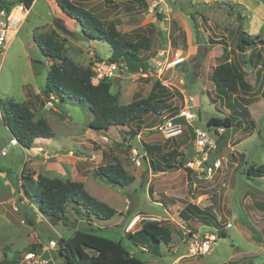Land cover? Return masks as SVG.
<instances>
[{
	"label": "rangeland",
	"instance_id": "obj_1",
	"mask_svg": "<svg viewBox=\"0 0 264 264\" xmlns=\"http://www.w3.org/2000/svg\"><path fill=\"white\" fill-rule=\"evenodd\" d=\"M73 1L87 6L105 23H116L122 39L135 41L147 35L151 40V49L141 51V55L150 57L149 60L131 61L121 75L108 80L111 91L120 93V102L126 104L150 97L170 103V108L161 114L146 113L127 126L95 131L90 126L93 114L86 104L69 96L62 101L58 93V101H50V96L41 88L47 83L52 61L43 55L36 39L56 31L57 39L64 43L65 55L84 67H94L98 61L110 58L112 49L107 41L84 35L80 23L63 11L58 0H35L11 44L0 47L1 264H30L25 260L30 246L25 236L37 231L43 245L48 247L45 249L56 250V264L59 259L62 264L64 258L57 252L56 231L68 237L76 228L92 227L88 223L90 220L80 222L82 215L74 212L71 206L64 219L52 223L36 203L38 174L85 180L93 196L120 209L111 219L93 224L94 232L118 239L122 227L124 232L137 231L141 221L170 226L173 241L170 245L162 244V254L157 257L146 246L135 248L123 238L124 244L143 258L145 264H264V175L258 172L264 170V79L260 77L255 81V68L253 72L249 68L250 72L243 70L242 60L252 50L257 56L261 49L264 51V45L248 46L246 53L236 49L240 22L248 33L255 35L247 19L252 12L234 0ZM255 1L264 3V0ZM261 19L262 28L256 25L254 29L258 31L256 35L264 38V11H261ZM167 35L185 57L177 66L164 65L157 54ZM220 36L227 40L229 57L241 71V86L236 94L220 91L211 78L214 66L224 59V47L211 43L209 38L217 40ZM200 46H203L201 62L197 57ZM33 60L46 63L39 75L32 69ZM190 96L194 97L199 115L195 121L198 126L214 128L208 124L212 117L230 114L235 117L234 126L225 129L213 154V158L221 160L213 177L188 166L200 150L191 130L176 139H167L155 130L162 114L179 111ZM8 100L28 102L35 119H47L56 135L49 142L39 143L50 153L40 154L35 147L30 151L32 155H26L20 145L11 147L7 155L1 153L12 135L3 120V104ZM243 109L248 112L246 118L240 115ZM237 118L243 120L237 124ZM174 149V156L167 157L166 153ZM102 151L105 156L101 162ZM136 153L142 160L141 165L134 160ZM114 159L121 160L136 176L133 184L114 186L95 176L97 167ZM169 161L175 168L166 166ZM156 165L165 170H155ZM31 173L34 180H26L25 176ZM27 189L32 192L29 194ZM6 192L11 194L6 195ZM188 202L213 210L217 222L204 217L211 222L206 226L198 216L184 220L180 213ZM11 205L20 208L25 224L19 222L18 215L17 219L13 216L9 219L7 209ZM25 218H30L33 224ZM43 224L48 228L46 231L42 230ZM53 238L55 246L50 244ZM196 241L200 247L191 251ZM11 252L15 253L16 260L10 262L7 257Z\"/></svg>",
	"mask_w": 264,
	"mask_h": 264
},
{
	"label": "trees",
	"instance_id": "obj_2",
	"mask_svg": "<svg viewBox=\"0 0 264 264\" xmlns=\"http://www.w3.org/2000/svg\"><path fill=\"white\" fill-rule=\"evenodd\" d=\"M28 7H31L34 0H22ZM18 2L9 3L7 0H0V8L11 9ZM63 11L76 19L82 28L84 35L107 41L111 45L110 60L113 61H136L143 62L150 59L147 55H141V51L151 49V40L145 35L138 40L131 41L121 38V33L114 22L105 23L103 19L92 12L87 6L74 2L73 0H58ZM231 13V12H230ZM239 20L242 16L238 15ZM238 40L236 49L239 53H246L248 46L264 45V38L259 35H251L240 22L237 27ZM213 44H224L223 61L218 63L212 71L211 78L217 89L233 94L238 93L241 86V71L230 60L229 52L224 39L209 38ZM43 55L52 61V66L48 72L47 83L43 87L44 94L50 96L58 93L59 98L64 101L67 96L86 104L93 114L90 122L91 128L96 131L107 130L112 126H127L130 123L141 119L146 113L161 114L170 103L156 101L152 98H139L130 103L120 102V93L111 91L109 79L93 84V67L81 66L65 55L64 43L57 39L56 31L42 35L36 39ZM166 44V43H165ZM162 44L161 47L165 46ZM197 53L200 62L201 48ZM262 54L259 53L257 62L255 61V50L246 55L245 63L251 67H257L261 62L264 68V61H261ZM250 61V62H249ZM227 93V92H226ZM56 97H58L56 95ZM3 120L10 129V132L19 142L31 148L36 138H48L54 135L50 123L45 118L35 119V113L28 102L8 100L3 104ZM175 112V111H174ZM248 112L242 110L240 115L246 118ZM238 119V118H237ZM234 115L225 117H212L209 126L232 127L235 124ZM243 119H238L237 124ZM222 135L217 138L221 141ZM154 148L158 149V146ZM176 149L166 153L167 157H173ZM155 164V161H154ZM170 169L175 165L169 161L166 164ZM155 170L162 171L165 167H155ZM264 175V170H259ZM95 176L107 180L111 185L125 187L133 184L136 176L130 173L123 162L114 159L109 163L102 164L94 171ZM205 174V173H204ZM26 180L33 181L32 173L25 176ZM30 194L32 191L27 189ZM36 203L41 212L52 221L62 220L71 206L79 215L85 214L90 224L89 229L76 228L68 237H58V254L64 258L66 264H145L140 256L133 254L129 247L124 244L123 238L130 241L135 248L139 246L147 247L154 257L160 256L161 246L170 245L173 241V233L170 226L156 221H141V228L137 231H129L124 237L114 238L94 232L92 219L109 220L117 214L116 208L105 201L93 196L83 181L70 178L50 177L38 174L35 180ZM184 220L188 221L193 216L200 219L209 217L216 221V215L210 208H201L193 202H189L180 213ZM29 223L33 221L28 218ZM143 220V219H142ZM203 220V219H202ZM206 224H209L205 222ZM55 224V222H54ZM42 248V244L33 245ZM145 247V248H146Z\"/></svg>",
	"mask_w": 264,
	"mask_h": 264
},
{
	"label": "built area",
	"instance_id": "obj_3",
	"mask_svg": "<svg viewBox=\"0 0 264 264\" xmlns=\"http://www.w3.org/2000/svg\"><path fill=\"white\" fill-rule=\"evenodd\" d=\"M210 1L218 2L224 0ZM29 9L30 7H28L25 2H19L13 5L11 9L5 7L0 8V47H6L11 44L17 35L21 24L27 17ZM157 54L162 57L163 60L161 62H163L164 65L168 64L170 67L177 66L185 61V57L181 56L179 50H176L173 47L170 38L167 40L165 46L158 49ZM126 64V61H113L110 60V58L98 61L93 67V84H99L103 80L112 79L121 75L122 72L128 68ZM159 64L162 63L159 62ZM49 98L50 101L51 99L54 102L58 101L54 94H51ZM50 101L49 103H51ZM197 118H199V115L195 110L194 97L190 96V98L185 99V103L179 111L174 114H162L160 121L155 126V130L167 139H176L183 135L186 130H191L200 150H198L196 157L188 162V166L200 173H205V176L213 177L221 166V160L217 157L213 158V154L218 147L217 137L223 135L225 127H201L195 124ZM9 143L11 146L21 145L26 155H29L30 150L32 149V147L27 148L23 146L15 136L10 139ZM36 149L38 153L43 155L50 153L48 149L43 146H38ZM73 151L75 150H72L71 152ZM7 152L8 147H4L1 151L3 155H6ZM138 155L139 154L136 153L134 160L138 165H141L142 160ZM50 244L55 246L56 240L52 239ZM204 246H207V244ZM199 247V242L196 241L192 244L191 251H195ZM25 260L30 264H52L51 261H46L35 252L27 253L25 255Z\"/></svg>",
	"mask_w": 264,
	"mask_h": 264
},
{
	"label": "crops",
	"instance_id": "obj_4",
	"mask_svg": "<svg viewBox=\"0 0 264 264\" xmlns=\"http://www.w3.org/2000/svg\"><path fill=\"white\" fill-rule=\"evenodd\" d=\"M35 1V0H34ZM234 2H236V3H238V4H241L242 6H244V7H247L248 8V10H250L251 12H252V14H248V18L247 19H249L250 21H249V24H250V26H251V28H253V30H254V34L256 35V33L258 32V31H256V29H254L255 28V26L257 25V26H259V27H261L262 28V21L260 22V20H262L261 19V11H264V7H263V5H264V3L262 4L261 2H257V1H255V0H234ZM260 8H261V10H260ZM259 11H260V13H259ZM203 16H207L208 17V15H203ZM239 25V24H238ZM238 27V26H237ZM209 28V27H208ZM203 31H204V29H203ZM206 31H208V30H206ZM205 32V31H204ZM248 32V31H247ZM200 34L201 33H199V31H198V35L200 36ZM250 34V33H249ZM252 35V34H251ZM169 38H170V36H169ZM168 38V35H167V37H165V39H164V41H163V43L162 44H165V43H167V40L169 39ZM171 39V38H170ZM217 39H224L222 36H220L219 38H217ZM225 40V39H224ZM226 42H227V40H226ZM171 43H172V45H173V42H172V40H171ZM203 43H205V42H202V44ZM228 43V42H227ZM161 44V45H162ZM217 45H221V46H223L224 44H222V43H216ZM161 45H160V47H161ZM166 45V44H165ZM228 45H225V47L226 48H228L227 47ZM159 47V48H160ZM173 47H174V45H173ZM175 48V47H174ZM238 51V50H237ZM261 54H262V59H261V61H264V51L261 49ZM243 58V57H242ZM246 56L244 57V59H242L243 60V63H245V60H246ZM258 59H260L259 57H255V61L254 62H257L258 61ZM230 60H232V59H230ZM127 63H132V62H127ZM135 63V62H134ZM258 64V66L257 67H254L255 69H253V67H251L249 64L248 65H246V63L243 65V70H246L247 71V69L249 68L250 69V71H252L253 72V70H254V74H256V80L255 81H258L259 79H260V77L262 78V79H264V68H262L261 67V62H258L257 63ZM216 66V65H215ZM214 66V67H215ZM251 68H250V67ZM253 69V70H252ZM213 71V70H212ZM250 71H247V72H250ZM42 89L43 88H41V91H42ZM112 127H117V126H112ZM107 130H109V129H107ZM96 131V130H95ZM102 131H105V130H102ZM56 134H55V132H54V135L52 136V137H48V138H43V137H39V138H36L35 139V141H34V144H33V146H32V152H33V149L35 148V147H38L39 145H42L41 143H39V142H49V141H51V139H53L54 138V136H55ZM13 137V135H11V138ZM10 138V139H11ZM9 142H10V140H9ZM38 144V145H37ZM14 146H17V145H13V146H11L10 145V143H8L7 144V146H4V147H8V152H7V154L9 153V150H10V148L11 147H14ZM43 146V145H42ZM3 147V148H4ZM20 147L22 148V146L20 145ZM44 147V146H43ZM2 148V149H3ZM1 149V150H2ZM22 150H23V153H24V149L22 148ZM31 151V150H30ZM36 153V152H35ZM6 154V155H7ZM30 155H32V153L30 152ZM40 156V155H39ZM104 156H105V153H104V151H102V160H101V162L104 160ZM37 177H38V175H37ZM36 177V178H37ZM78 180H82V179H78ZM84 182H85V180H83ZM11 193L10 192H6V195H10ZM12 198H13V194H12V196H11ZM189 203V202H188ZM187 203V204H188ZM186 204V205H187ZM201 207V206H200ZM115 208V207H114ZM201 208H203V207H201ZM184 209V208H183ZM72 210L75 212V210L72 208ZM116 210L117 211H119L120 209H118V208H116ZM3 212H4V210H2ZM5 213V212H4ZM77 213V212H76ZM7 214H9V219L11 220V216H13V217H15L16 219H17V215L21 218V220H19V222L21 223V224H25L26 223V221L24 220V218H23V214H22V211L20 210V208H18V207H16L15 205H11L8 209H7ZM81 215V214H80ZM80 219V222L81 221H86V220H88V218L86 217V215L85 214H82V216H80L79 217ZM26 220L28 219V218H25ZM204 221H202V223L204 224V225H206V226H208V224H206L205 222H207V223H209V221L208 220H205V218L203 217L202 218ZM24 220V222H22ZM9 221V220H8ZM91 221V220H90ZM98 222H100L98 219H92V223L93 224H98ZM114 222V224H118L117 222L118 221H113ZM211 223V222H210ZM31 228H32V231L33 232H35L36 230H35V228L33 227V226H30ZM40 227V226H39ZM38 227V229H40ZM100 227V226H99ZM102 227V226H101ZM100 227V228H101ZM55 228V227H54ZM46 229H48L44 224H43V226H42V230L43 231H46ZM102 229V228H101ZM130 231V230H129ZM128 230H125V232H124V227H122V230L119 232V238H121V237H124L125 236V233H127V232H129ZM56 234H57V237H56V239H58V237H62L63 235H62V233H59L58 231H56ZM64 237H67V236H64ZM25 239L27 240V243L29 242V244H30V246L28 247V249L29 250H27L28 252L27 253H29V252H35V253H37L41 258H43V259H45L46 261H51L52 262V264H56L57 262H56V259H57V257H56V255H55V253H54V251H56L55 249H52V248H49L48 250L47 249H45L47 246H45V245H43V240H42V238H41V234H39V232L37 231V232H35L34 234H32V233H27V235L25 236ZM53 239H55V238H53ZM11 241H14L15 239H13V238H11L10 239ZM52 240V239H51ZM28 244V245H29ZM36 244H42V248L41 247H37L36 249L34 248V246L33 245H36ZM44 246V247H43ZM48 248V247H47ZM130 248V247H129ZM132 248H130V250H131ZM47 250V251H46ZM131 252H132V250H131ZM15 253L14 252H11V254H9L8 255V257H7V259L11 262V260H16V257H15V255H14ZM133 254H135V253H133ZM58 261V263L59 264H61L60 263V261H61V259H59V260H57ZM1 260H0V264H1ZM62 264H66V262L62 259Z\"/></svg>",
	"mask_w": 264,
	"mask_h": 264
},
{
	"label": "water",
	"instance_id": "obj_5",
	"mask_svg": "<svg viewBox=\"0 0 264 264\" xmlns=\"http://www.w3.org/2000/svg\"><path fill=\"white\" fill-rule=\"evenodd\" d=\"M45 61L33 60L32 61V69L35 74L39 75L45 68Z\"/></svg>",
	"mask_w": 264,
	"mask_h": 264
},
{
	"label": "bare ground",
	"instance_id": "obj_6",
	"mask_svg": "<svg viewBox=\"0 0 264 264\" xmlns=\"http://www.w3.org/2000/svg\"><path fill=\"white\" fill-rule=\"evenodd\" d=\"M135 221H137V220H135Z\"/></svg>",
	"mask_w": 264,
	"mask_h": 264
}]
</instances>
